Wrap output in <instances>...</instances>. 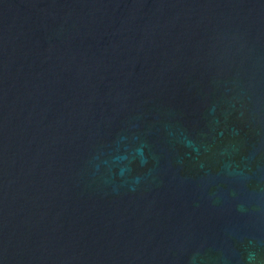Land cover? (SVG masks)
I'll use <instances>...</instances> for the list:
<instances>
[{
	"label": "water",
	"instance_id": "1",
	"mask_svg": "<svg viewBox=\"0 0 264 264\" xmlns=\"http://www.w3.org/2000/svg\"><path fill=\"white\" fill-rule=\"evenodd\" d=\"M0 264H264V0H0Z\"/></svg>",
	"mask_w": 264,
	"mask_h": 264
}]
</instances>
